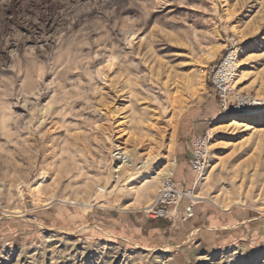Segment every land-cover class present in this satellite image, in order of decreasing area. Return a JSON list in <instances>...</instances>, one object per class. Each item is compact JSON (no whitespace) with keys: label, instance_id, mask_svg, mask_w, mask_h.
Instances as JSON below:
<instances>
[{"label":"rangeland","instance_id":"obj_1","mask_svg":"<svg viewBox=\"0 0 264 264\" xmlns=\"http://www.w3.org/2000/svg\"><path fill=\"white\" fill-rule=\"evenodd\" d=\"M232 36L260 105L222 116ZM209 130L194 217L136 232ZM0 264H264V0H0Z\"/></svg>","mask_w":264,"mask_h":264},{"label":"built area","instance_id":"obj_2","mask_svg":"<svg viewBox=\"0 0 264 264\" xmlns=\"http://www.w3.org/2000/svg\"><path fill=\"white\" fill-rule=\"evenodd\" d=\"M241 54V41L235 36L230 37L225 44L223 56L208 72V81L218 99L222 116L245 112L260 105L254 96L241 92L237 88ZM212 139L213 132L209 130L195 135L191 140L188 167L196 178L193 187L185 190L182 183L176 181L173 175L164 177L153 205L145 212L147 217L173 221L177 207L183 199L188 200L189 204L183 211L182 220L188 221L194 217L196 204L194 189L208 168Z\"/></svg>","mask_w":264,"mask_h":264},{"label":"crops","instance_id":"obj_3","mask_svg":"<svg viewBox=\"0 0 264 264\" xmlns=\"http://www.w3.org/2000/svg\"><path fill=\"white\" fill-rule=\"evenodd\" d=\"M188 204H189V201H186L184 209H185L186 205H188ZM194 209H195V207H194ZM182 214H183V212H182ZM182 214H181V217H182ZM134 220L142 221L144 223V224H141L140 226L135 225V227H134L136 229L135 231L137 232L140 229L141 233H142V231H144V232H147L149 235H152L154 233L164 234L167 231H169V226L173 225L172 221L164 220V219H152V218H149V217L144 216V215L143 216H136ZM153 223L154 224L156 223L158 225H156V224L154 225ZM166 225H169V226H166Z\"/></svg>","mask_w":264,"mask_h":264},{"label":"bare ground","instance_id":"obj_4","mask_svg":"<svg viewBox=\"0 0 264 264\" xmlns=\"http://www.w3.org/2000/svg\"><path fill=\"white\" fill-rule=\"evenodd\" d=\"M37 95H38V94H37ZM24 98H25V97H24ZM41 98H42V97H41ZM20 99H21V98H20ZM22 100H23V99H22ZM32 105H33V104H32ZM33 106H34V105H33ZM235 124H237V123H234V124H232V125H235ZM122 156H123V155H122ZM119 158L122 159V157H119ZM203 176H204V175H203ZM203 176H202V178H203ZM202 178H201V179H202ZM197 184H198V183H197ZM197 184H196V186H197ZM40 190H41V189H40ZM33 191H34V190H33ZM39 195H40V191H39V189H38V190L36 191L35 196H36V197H37V196L39 197ZM40 196H41V195H40ZM194 198L197 199L198 197L195 195Z\"/></svg>","mask_w":264,"mask_h":264}]
</instances>
